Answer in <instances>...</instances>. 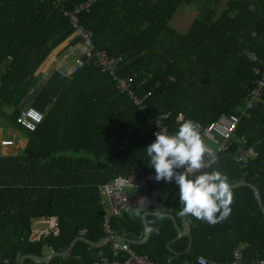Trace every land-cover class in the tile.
Masks as SVG:
<instances>
[{"label": "trees", "instance_id": "1", "mask_svg": "<svg viewBox=\"0 0 264 264\" xmlns=\"http://www.w3.org/2000/svg\"><path fill=\"white\" fill-rule=\"evenodd\" d=\"M85 1L0 0V119L25 133L24 149L4 150L0 158V264L66 250L46 263L27 257L23 264L114 259L111 242L95 248L73 241L104 242L102 184L129 176L134 167L155 173L145 151L155 140L147 117L170 113L173 134L181 114L182 121L199 122L202 135L222 115L239 112L253 70L264 66V0L200 4L182 33L169 23L178 9L197 6V0H93L79 13L80 24L94 34L95 52L122 57L119 75L131 78L136 94L149 93L144 113L85 55L74 74L56 70L41 84L38 72L46 59L67 43L79 45L64 13ZM22 107L44 116L33 132L16 124ZM213 170L225 174L230 186L247 185L231 189V213L224 221L210 225L185 215L188 232L179 235L182 205L172 182L154 186L160 195L149 200L161 214L146 216L152 230L145 243H135L146 230L142 213L133 209L111 218V228L153 264H196L199 255L227 263L241 244L247 245L244 264L264 259V213L249 188L264 209V90L241 117L227 151L203 172ZM42 217L56 219L57 234L31 241L30 225Z\"/></svg>", "mask_w": 264, "mask_h": 264}, {"label": "built area", "instance_id": "2", "mask_svg": "<svg viewBox=\"0 0 264 264\" xmlns=\"http://www.w3.org/2000/svg\"><path fill=\"white\" fill-rule=\"evenodd\" d=\"M93 0H87L84 3L77 6L70 12H65V16L68 17L71 29L73 31V37L78 40L79 46L82 47L83 53L77 58L74 63L65 71L66 75H71L77 72L82 66L81 57L83 55L88 58H92L95 66L102 72L112 77V80L116 84V88L120 93H125L132 102L139 107V110L144 113L145 111V99L149 96V93L142 98L138 96L133 89L132 80L130 77H122L119 75V71L123 65L122 57H110L103 51L95 52L94 46V34L89 30L82 27L79 21V13L84 9H87L92 5ZM255 76L252 87L243 98V107L239 109L238 113L222 115L219 119L211 123L202 133L201 138L206 146V153L204 155V168L198 172H190L189 178L200 174L203 171L211 169L215 166L219 160V155L230 146L233 135L235 134L238 124L242 116L248 114L259 102L264 90V66L260 69L255 68L253 70ZM37 110L26 107L24 108L16 119V124L26 132H33L37 126L41 123L44 116H42ZM170 119V113H163L155 117H147L146 126L154 133L162 130H167L169 133V127L167 122ZM182 121L181 114L176 115V122ZM16 146L14 142L10 140L0 141V158L4 155V150L10 148L14 149ZM177 171H182L179 169ZM187 171V169H185ZM164 183L168 186L172 182H165L163 180L156 181L155 173H144L140 168L134 167L133 172L129 176L114 177L111 181L102 184L99 187L102 197V204L104 209L103 214V231L105 234L104 242H111V252L114 259L100 258L94 262L88 264H153L147 255L136 253L127 241H122L116 235L114 230L110 226V220L113 217L120 216L123 212L131 211L132 205L129 199L128 191H136L143 193L151 198L158 197L159 191L152 189V184ZM35 223L40 226L38 230H31L30 228V240H37L42 234H57V221L53 217H42L35 219ZM84 234V231L81 232ZM247 248L246 244H241L235 248L232 252L231 260L227 263H217L209 260L205 255H199L196 258V264H244V252ZM123 259V261H120ZM166 264H171L170 260H167ZM250 264H264V259H257Z\"/></svg>", "mask_w": 264, "mask_h": 264}, {"label": "clouds", "instance_id": "3", "mask_svg": "<svg viewBox=\"0 0 264 264\" xmlns=\"http://www.w3.org/2000/svg\"><path fill=\"white\" fill-rule=\"evenodd\" d=\"M200 127L199 122L186 119L178 124L173 134L160 129L145 151L155 171V180L174 182L178 186L180 214L215 225L230 215L233 193L228 177L218 170L189 178L190 172H198L205 166L207 149ZM179 169L182 171H177Z\"/></svg>", "mask_w": 264, "mask_h": 264}, {"label": "rangeland", "instance_id": "4", "mask_svg": "<svg viewBox=\"0 0 264 264\" xmlns=\"http://www.w3.org/2000/svg\"><path fill=\"white\" fill-rule=\"evenodd\" d=\"M196 2L198 3V4L196 3L197 6H195V5L186 6L183 9H180L181 11H179V9L177 10V12L174 14V17L172 18L171 22L169 23V26L173 30H175L178 33H182L186 29L188 23L192 20V18L195 17V14H196L195 10H197L198 7L201 8V5H202V8H204V6L211 3L212 0H197ZM178 12L180 13V17L178 16V18H177L176 16H177ZM181 19H183L184 21H181V24H180ZM70 59H71V57H70ZM70 59L64 60L63 57L60 56L58 58H55V61H53L50 57H48L41 67L42 73H40V70L38 72L42 75L41 78L39 79L40 83L43 84L54 71L66 70L72 61ZM30 94L31 95H29V97L32 96V93H30ZM23 107H22V109H23ZM1 140L13 141L16 145L14 150L17 151V153H18V151L24 149V147H25V133L20 131V130L12 129L9 126V124L6 123L2 119H0V141ZM242 155H244V154L242 153Z\"/></svg>", "mask_w": 264, "mask_h": 264}, {"label": "crops", "instance_id": "5", "mask_svg": "<svg viewBox=\"0 0 264 264\" xmlns=\"http://www.w3.org/2000/svg\"><path fill=\"white\" fill-rule=\"evenodd\" d=\"M68 44L69 43L63 45L62 47H60L59 49L55 50L50 55V58L53 61H55V58H58L60 56H62L64 60L65 59H70V57H71L70 60H72V61L69 64V66L67 67V69H69V67H71V65L74 63V61L77 58H79L81 56V54L83 53V49L79 45H76L75 47H68ZM66 70H63V71L65 72ZM40 73H42V69H40ZM14 149L10 148V149H8V151L12 153L13 151H15ZM154 186H156V185L152 184L150 187L152 189H154V190L155 189L158 190ZM158 191H159V194H160L161 190H158ZM166 194H167V189L165 188V189H163L161 198L163 199ZM128 195H129V199H130V202H131V205H132V208H133L134 212L138 211V214L139 213H144V212L148 211V207H151V206L153 207L154 205H156L154 202L149 200V198H151V197H149V196H147V195H145L143 193L136 192V191H128ZM152 212L155 213V214L156 213H160L159 205H156V210H154ZM30 228H31V230H38L40 228V226L35 223V220H33L31 225H30Z\"/></svg>", "mask_w": 264, "mask_h": 264}, {"label": "water", "instance_id": "6", "mask_svg": "<svg viewBox=\"0 0 264 264\" xmlns=\"http://www.w3.org/2000/svg\"><path fill=\"white\" fill-rule=\"evenodd\" d=\"M20 154H22V152H20ZM241 186H247V185L243 184V185H238V186H230V188H231V189H235V188H238V187H241ZM249 188L253 190V192H254V194H255V198H256L257 204H258L260 210L264 213V209L261 207V204H260V201H259V196H258L257 192H256L253 188H251V187H249ZM154 210H156V205H154L153 207H152V206H151V207H148V211L142 213L141 217H142V219H143V223H144V226H145L146 235H145V237H144V239H143L142 241L135 242V243L143 244V243H145V242L149 239L150 231L148 230L149 227H148V225H147L146 216H147V215H151V214H155V213L152 212V211H154ZM135 214H138V211H135ZM156 214H160V213H156ZM169 216H170L171 218H173L171 215H169ZM184 217H185V215H182V216H181V221H182L183 229H184L183 232H179V231L176 229V230L178 231V234L181 235V236L186 235L187 232H188L187 227L184 225ZM174 225L176 226L175 221H174ZM120 239L123 240V241H127L126 239L121 238V237H120ZM78 240H81V241H83V242L87 243L88 245L93 246V247H95V248H101V247L105 246V242H102V243H100V244H94V243H92V242L87 241L86 239L81 238V237L76 238V239L73 241V243L76 242V241H78ZM67 254H68V250H66V251H64V252H62V253H59V254L51 253V254H49V256H47L46 258H37V257H33V256H22V257L20 258V264H23L24 260H25L27 257H29V258H31V259L37 261V262H43V263H46V262H48L49 260H51V258L54 257L55 255H57V256H65V255H67Z\"/></svg>", "mask_w": 264, "mask_h": 264}]
</instances>
